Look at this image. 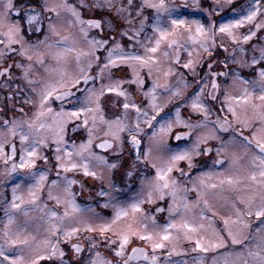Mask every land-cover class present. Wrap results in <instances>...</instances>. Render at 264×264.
<instances>
[{"label": "rangeland", "instance_id": "obj_1", "mask_svg": "<svg viewBox=\"0 0 264 264\" xmlns=\"http://www.w3.org/2000/svg\"><path fill=\"white\" fill-rule=\"evenodd\" d=\"M18 7L27 8L29 5L24 3V0H15ZM47 3L49 6L58 5L63 2L73 5L81 14L83 20L103 19L105 26L103 30L100 28H90L86 24L80 25L75 23V17L70 12L64 9H58L60 15L57 16L54 12H44L43 4ZM140 0H136L139 4ZM170 5H174L177 12L181 15V18H185L189 21L200 20L201 23L207 27L210 23L215 27H219L220 23H226L229 20L238 19L241 15L245 14V10L254 3V0H219L217 5L218 12H205L201 9L210 8L216 3V0H195L200 4V8L194 6V0H166ZM88 7L81 6V0H31V5L37 8V11L41 13L42 19L39 26L43 31H29L26 23L22 26V34L25 37V41L28 44L35 45L34 49L29 51V55L32 56L31 60H28L25 56L19 54L20 44H12L10 47L14 49L12 52H8L4 44H0V51L7 53L6 56L0 58V68L9 67L15 69L12 71L10 79L7 81L9 84L17 83L23 84L27 91L26 100L31 99L32 109L28 112L20 114L9 115V121H24L33 120L35 113L38 110V98L36 93L32 91L33 86L39 89V87L48 82L57 85L58 90H62L66 87H71L75 90L77 87L82 86L83 79L79 84H74L73 81L79 73L80 68L85 67L89 60H91V67L87 69L86 75L90 77L85 84L84 90L79 92L72 91L71 98H63L61 100L50 97V104L48 105L53 109L52 115H45L41 118L46 122V127L42 130L41 135L45 137L49 147L39 146V155L36 158L34 167L48 174L47 180L44 182L45 187L39 189V195L41 199L39 203L41 205H47L49 208H54L60 215H63L65 208L64 204L56 205L55 201L47 199V185L51 183V180L57 178V172L59 171L60 177L67 175L69 178L79 181L77 184L72 185L74 195L72 199L79 206V211L73 212L71 208H67L70 213V217L66 219L63 224V228L77 227L79 231L72 236L70 240L63 239L62 236L50 237V234L45 231L47 225L42 221H39L41 215L39 211H30L29 217V231H34L37 224L40 225L39 239L50 237L53 243L58 242L59 249L63 250L65 255L63 259L72 264L73 261L79 259L81 264H90L91 259L96 252H99L101 257L112 261V264H122L123 260L127 257L129 250L134 246H141L148 250L149 256L154 254L157 257V264H243V260L247 258V251L249 248L258 242V236L256 228L259 226L256 216L253 214L251 217L241 216L240 219L244 223L233 222L237 221V216L233 204L237 208L243 209L244 205L240 204L237 199L238 194L250 193V188H241L239 192L232 187L220 185V180L224 179L225 175L239 173L240 175H247L251 168V159L253 155V149L245 150L244 141L237 133L240 131L244 135L252 139L253 133L257 138L264 136V125L254 115V111L249 106L238 104L236 101L226 100L225 96L232 95L238 96L243 93L245 85L240 81H234L231 74L228 76H220L217 79L218 88L212 89L211 80L208 78L211 71L215 72H227L230 69L238 71L243 78L255 79V74L251 69L240 68L238 65L228 62L227 68L223 63L216 64L215 61L222 60L228 52H231L234 48H237V44L233 43L231 38L227 34L217 32L215 37L216 47L211 51L212 59L209 60V52L203 51L199 47V44L191 45L190 50H193L192 59L196 61L192 68L185 69L183 64L189 59L187 51L181 49L180 59L178 63H173L171 59L162 61L158 66H154L152 75L149 76L147 68H140L135 61H127L121 63L116 61L115 65H110L108 68H104L107 63L105 57L107 56V49L114 46V42H119L125 52L140 53L144 55L143 47L136 45L135 39L129 40L127 36L121 37L120 32L124 29H136L140 27L139 21H135L132 24L126 23L124 20L116 16V7H123L127 4V0H112L113 7L109 9L106 6V0H85ZM104 4V7H93L92 5ZM186 5V7H185ZM131 11V16H135V11ZM153 10H145V15L150 16ZM23 12L17 13L15 10L11 13V19L13 21L20 20ZM124 16H128L129 12L123 13ZM69 21L73 23L70 25ZM112 22V28L109 29L107 22ZM49 22L53 23L60 36H67L68 43L74 44V46L83 52L89 51V45L85 37L80 33V28L84 27L88 32L87 40L95 37L97 40L107 39L109 44L103 48H99L96 51L95 56L98 59L91 56H82L80 62L77 63L76 53H67L66 56L59 61L55 58L57 48H49L48 45L58 41L60 36L53 35L48 31ZM152 20H148L145 23L144 34L151 35ZM264 23V0L261 3V11L257 14V18L252 22H245L240 28H234L233 34L236 37H242L247 34L249 30L255 31L256 35L251 38L246 44L242 46L246 49V57L251 58L253 55V46H255L256 54L258 55L259 48L264 46V29H256V24ZM7 31V28H0V32ZM183 31V29H181ZM195 26H193V32ZM144 34L140 39L144 40ZM47 36V40H45ZM2 39V37H0ZM38 41H44L43 44L37 43ZM211 44V41H209ZM223 45V47L221 46ZM151 46V45H149ZM225 48L227 51H225ZM161 54L157 53L159 57ZM239 55V54H238ZM38 58L43 60V65L38 63ZM19 63L23 65L21 68H17L15 65ZM212 63L213 68L209 70L208 64ZM31 65V68H27ZM131 65H136V73L134 75ZM259 67V65H257ZM103 69V70H102ZM171 72L165 76L166 71ZM25 70H27V79L24 78ZM31 74L36 75L37 80L31 79ZM208 74V75H206ZM28 80L34 82V85H29ZM136 80L135 83L130 81ZM140 81H143L141 84ZM158 85L167 83L169 90L164 88H156L155 104L160 106L162 112L161 116L165 113V119L169 117L175 121L176 108H179L180 118L185 122L197 123L203 120V116L200 113L194 112L191 108L192 94L199 92L197 84L200 83L201 87H204V92L201 94V100L203 103L211 109V114L208 117L209 124L205 128L188 129L183 125H175L171 133L164 137V140L170 144L173 149L191 148L193 142L198 135H208L213 130L214 121L219 118L221 121L227 119V131L216 130L215 135L219 136L217 139H208L207 143L200 144V148H210L211 151L207 155L201 154L200 156H193V167H188V162L180 161L177 164L184 175H181V171H177L176 168L170 173V177L178 181V191L176 203L181 205L178 209L180 215L176 213L170 214L168 211L169 204L173 202V197L166 195L163 200L153 197V203H148L146 200L147 189L141 191L140 176L152 178L155 176V169L151 166V162L145 161L142 155L143 151L152 148L150 160L158 155H162L156 150V146L150 137L153 131H157L160 127L158 121H153L155 127H150L143 121L151 119L152 116L157 115L151 107V97L145 96L144 93L148 92L152 87L153 82ZM63 82L64 87H59V83ZM119 83L120 90L127 93V101L130 103H136L142 111L148 113L147 117L141 116L140 128L142 131L138 134V139H141V146L132 148L127 143L128 133H120L122 140L119 142L120 147H117V141L113 139L111 135H104V132L108 130L109 125L105 121H113L116 117L120 116L124 123L133 125L136 120V110L129 108L125 110L123 103L125 102L124 96H119L116 92L107 91L108 87H112ZM95 90L99 95L103 92V95H99V109H96V102L89 103L87 101L88 90ZM176 92L177 95L172 93ZM212 93L217 96V100H211L208 93ZM55 101V104L53 103ZM72 102L71 105H65V102ZM252 103L260 104L259 100L253 99ZM231 104L236 111V118H233L232 114L228 111V105ZM82 105L94 109V112H88L80 115L79 118H69L68 123L65 126V132L63 133L66 143L63 148L68 151H74L73 145L79 146L81 143H87L89 140V129L92 130V146L91 151L99 154L106 155L108 162L112 163L116 159V153L119 152L120 163L124 165V169L129 168L133 163H136V171H134L133 177H127L119 167L117 169L96 168L101 178L94 179L91 176L85 177L82 171L74 170L65 173L63 169H57L55 165L57 161L55 159L56 144L53 142L56 136V129L58 127L55 113L60 112L63 108L66 112L78 110ZM95 115L96 119L93 121L92 117ZM103 116V120L100 117ZM88 120V124H84V120ZM248 121V126H245L242 121ZM25 126V131H26ZM113 131L115 128L113 127ZM176 132H190L191 139L182 137L180 140L175 139ZM7 130L1 126L0 134H6ZM19 140V136L15 137ZM102 140H109L113 147L110 149H97L95 145ZM221 142H228L227 149L221 153V156L225 160H231L233 154L239 157L233 168L229 167L228 163H224V166L214 165V161L218 159L216 155V149L221 145ZM20 143V140H19ZM141 153V159L136 162L135 157L137 152ZM87 155V153H85ZM47 156L46 162L42 157ZM74 159L79 161L78 157ZM3 158H0V232L4 227V208L7 206V202L12 199V187L14 183H21L22 187L18 190L17 195L23 196L25 200H28L27 184L23 183L20 177H24V173L28 169L19 170L14 173V179L8 180L6 183L4 180L5 165L1 162ZM224 160V159H223ZM15 162H19L16 160ZM157 166H160L158 163ZM208 173L209 175H203ZM38 175V173H37ZM24 179H27L24 177ZM203 180V184L201 181ZM28 183H34L33 180H28ZM109 183L114 185L113 188H109ZM247 183H251L247 181ZM210 184H217L215 189L206 187ZM188 191H184V189ZM111 193V199L109 196L97 195L101 190ZM198 193L201 194L198 199ZM63 196V193H55ZM138 197L145 198V202L140 205L142 211L133 214L129 209V215L122 217L119 221L113 225L112 231L106 232L101 235L99 232V226L102 224L110 223L116 212V206H122L127 208L128 204ZM207 200V206L204 201ZM19 203V201H17ZM108 204V207H103L104 204ZM187 203L188 208L185 210L183 204ZM31 207L30 205L28 206ZM157 208H162V212H157ZM211 209V210H209ZM201 210L205 214V219H201ZM215 213V215H213ZM135 217V223L133 218ZM26 218L18 214V220L23 221ZM155 220L156 225H164L171 220H175L180 223L182 220H188L190 223L199 226L204 225L203 229H199L197 233H190L193 236V240L189 241L184 238L185 229H171L172 239L165 241V248L156 249L155 252L151 246V242L142 241L138 236H131L129 243L124 248V255L117 257L114 255V251L119 247V236L121 230H126L127 226L131 223L136 231H143L141 224L147 223L149 225V231L152 230V220ZM229 221L226 226L224 221ZM247 224V227H245ZM86 225H91L96 231H86ZM229 233L232 235L230 236ZM203 237L205 241L214 243L223 241V247L215 250H209L208 252L193 251L195 247V239ZM232 237L240 240L241 243L233 244ZM89 238H92L91 240ZM111 239L115 243L108 245L107 240ZM95 242L96 247L93 252H89V247ZM78 243L81 246L82 252L75 253L71 248V245ZM183 243L185 245H183ZM33 249L40 254H46L51 252L50 247L44 245L34 244ZM175 249V252L167 257L168 253ZM178 253V254H177ZM16 254H20L17 252ZM25 257V264H28L29 260L35 259L33 251L25 249L23 252ZM60 257L57 255L52 259H45L39 261L38 264H59ZM135 264H150L149 262H138Z\"/></svg>", "mask_w": 264, "mask_h": 264}, {"label": "snow or ice", "instance_id": "obj_2", "mask_svg": "<svg viewBox=\"0 0 264 264\" xmlns=\"http://www.w3.org/2000/svg\"><path fill=\"white\" fill-rule=\"evenodd\" d=\"M230 3L231 0H228ZM24 3L29 5L27 8L18 7L15 0H0V28H7V31L0 32V44H4L8 52L14 51L10 47L12 44H20L19 54L25 56L28 60L32 59V56L29 55V51L35 48V45L28 44L25 41V37L22 34V26L24 23L27 24L29 31L35 30L37 32L43 31L42 27L39 26L42 19L41 13L37 11V8L31 5V0H24ZM262 0H254L246 10L245 14L241 15L238 19L229 20L226 23H220L219 27H215L214 24L210 23L207 27L205 24L201 23L200 20H187L181 18V15L177 12V9L174 5H170L166 0H140L139 4L136 3V0H127V4L123 7H116L115 12L116 16L124 20L128 24H132L135 21H139L140 27L136 29H124L120 32L121 37L127 36L129 40L135 39L136 45L143 47L144 55L140 53H131L125 52L121 47L119 42H114L112 48L107 49V56L105 60L107 63L104 65V68H108L110 65H115L116 61L121 63L127 61H135L140 68H147L149 76L152 75V70L154 66H158L162 61L169 60L173 63H178L180 59L181 49L187 51L189 59L183 68L188 69L192 68L196 63L191 57L193 55V50H190V44L195 45L199 44V47L205 52H209L208 59H212L211 51L215 49V37L216 33L227 34L233 43L237 44V48H234L231 52H228L227 55L223 57L222 60H217L215 63L218 65L223 63L227 68L228 62L238 65L240 68H248L253 71L255 74V79H246L241 76V74L235 69H230L227 72H215L211 71L208 78L211 80L212 89L218 88L217 79L220 76L232 75L234 81H240L245 85L243 93L238 96L227 95L225 96L226 100L236 101L238 104L244 106L251 105L254 115L258 117L262 125H264V46L259 48L258 55L255 51V46H253V55L251 58H247L245 53L246 49L242 44H246L253 36L256 35L255 31L249 30L247 34L242 35V37H236L233 34L234 28L242 27L245 22H252L257 18V14L261 11ZM219 0H216V3L213 4L210 8L201 9L202 11L209 12H218L219 9L217 5ZM82 7H88L85 3V0H81ZM93 7H104V4L92 5ZM106 6L111 9L114 5L112 0H106ZM194 6L200 8V4L196 3L194 0ZM186 7V5H185ZM64 9L71 13L75 17V23L80 25H87L90 28H100L103 30L105 22L103 19H89L83 20L81 18L80 12L77 9L67 2H63L58 5L49 6L46 2L43 4L44 12H54L57 16L60 15L58 9ZM153 10L150 16L145 15V10ZM15 10L18 14L23 12L20 20L13 21L11 19V13ZM135 11V16H131V11ZM129 12L128 16H124L123 13ZM152 20L150 25L151 35L144 34L145 23L148 20ZM73 22L69 21L71 25ZM109 29L112 28V22H107ZM193 26H195V31L193 32ZM183 29V31H181ZM256 29H264V23L256 24ZM48 31L53 35L60 36V33L57 31L56 26L49 22ZM80 33L85 37L87 44L89 45V51L83 52L78 50L74 44L68 43L67 36H60L58 41H55L48 45L49 48H57L58 51L54 54L55 58L59 61L64 58L67 53L74 52L76 53L77 63L80 62L82 56H91L98 59L95 56L96 51L99 48H103L110 43L107 39L97 40L93 37L90 40H87L88 32L84 27L80 28ZM144 34V40L140 39L141 35ZM47 40V36H45ZM211 41V44L209 43ZM37 43L43 44L44 41H38ZM151 45V46H149ZM223 47V45H221ZM225 51L227 49L225 48ZM157 53L161 55L158 57ZM239 54V55H238ZM7 53L0 51V58L6 56ZM38 63L43 65V60L38 58ZM259 65V67H257ZM17 68L23 67V65L17 63L15 65ZM91 67V60L85 66L80 68L79 73L74 79V84H79L80 80L83 79L85 83L88 82L90 77L86 75V71ZM133 68L134 75L136 73V65H131ZM5 68L0 70V76L6 75L9 72V69ZM27 68H31V65H28ZM209 70L213 68V64H208ZM103 70V69H102ZM171 69L164 73L165 76L169 75ZM28 72L25 70L24 78L27 79ZM208 75V74H206ZM136 80L130 81V83H135ZM142 84L143 81H140ZM29 85H34V82L28 80ZM59 87H64L63 82L59 83ZM161 87L165 90H169V85L167 83L163 85H158L155 81L152 84V87L148 92L144 93L145 96L151 97V107L157 115L152 116L151 119H146L143 122L148 124L150 127H155L153 121H158L160 127L157 131H153L150 137L156 146V150L162 155H158L150 160L152 148L143 151L142 155L145 161L151 162V166L155 169V176L152 178L140 176L141 180V191L143 192L145 187L146 200L148 203H153V197L163 200L166 195L173 197V202L169 204L168 211L170 214L176 213L180 215L178 209L181 205L176 203L177 200V191H178V181L170 177L173 169L176 168L177 171H181L177 168V164L180 161H187L188 167H193V156H200L201 154L207 155L210 148H200V144L207 143L208 139H217L219 136L215 135L216 130L227 131V119L221 121L217 118L216 121L212 122L214 127L213 130L208 135H198L196 140L193 142L191 148H181L173 149L170 144H168L164 137L172 132L175 125H183V127L192 129L205 128L209 124L208 117L211 114V109L207 107L201 100V94L204 92V87L200 86V83L197 84L199 92L192 94L191 108L194 112L200 113L203 116V120L198 121L193 124L190 122H185L180 118L179 108H176V118L173 121L170 117L165 119V116L168 114L165 113L164 116H161L160 113L162 109L160 106L155 104L156 99V88ZM32 91L36 93L38 98V110L35 113V118L31 121H16L15 119L11 122L8 120L3 121L2 127L7 130V133L0 138V158H3L5 165V173L3 182L6 183L8 180H13V174L16 173L17 169L24 170L28 169L24 173V177H20L23 183L27 184V195L28 200H25L23 196L17 195L18 190L22 187L21 183H14L12 187V199L7 202V206L4 208V227L3 231L0 232V264H25V257L23 252L25 249L33 251L35 259L29 260L28 264H38L39 261L45 259H52L55 256L60 257L59 264H68L63 257L65 255L64 251L59 249L58 242L53 243L50 237H56L58 235L62 236L65 240H70L74 234L79 231L77 227L63 228V224L66 219L70 217V213L67 208H71L73 212L79 211V206L75 203V200L72 199L74 191L72 185L77 184L79 181L76 179L69 178L67 175L60 177L59 171L57 172V178L51 180V183L47 185V199L55 201L56 205L64 204L67 207L63 212V215H60L56 209L49 208L47 205H41L39 200L41 199L39 195V189L45 187V181L48 178V174L44 171L36 169L34 167L36 158L39 155V146L43 145L44 147H49L46 142L45 137L41 135V132L46 127L42 122H39L42 117L45 115H52L53 109L49 107L50 97L55 95L57 100H61L66 96L72 95L71 92H61L58 90L57 85L52 83H44L39 89L33 86ZM107 91L116 92L119 96L125 97V102L123 103V108L125 110L133 108L136 110V120L133 125L124 123V120L118 116L113 121H105L109 125L107 131L104 132V135H111L117 143V147H120V141L122 137L120 133L127 132V143L130 147L135 148L141 146V139H138V134L142 131L140 128L141 116L147 117L148 113L142 111L136 103H130L127 101V93L120 90L119 83L115 84L112 87H108ZM177 95L176 92L172 93ZM99 95H103L101 92ZM99 95L96 94L95 90H88L87 101L89 103L95 101L96 109H99ZM211 100H217L218 97L213 95L211 92L208 93ZM253 99L259 100L260 104L252 103ZM25 103H33L31 99L25 101ZM22 111V109H21ZM228 111L232 114L233 118H236L235 108L229 104ZM88 112H94V109L82 105L78 110L66 112L61 108L60 112L55 113V118L58 123L56 129V136L54 143L56 144L55 148V159L57 164L55 167L63 169L65 173L79 170L83 172L85 177L91 176L94 179H100L101 176L96 171V168H106L109 170L117 169L118 167L126 173L127 177H133L134 171H136V163H133L129 168L124 169V165L120 163L119 156L120 153L117 152L116 159L112 163L108 162L106 155H99L91 151L92 146V130L89 129V140L87 143H81L79 146L73 145L74 151H68L63 148V145L66 143L63 133L65 132V126L68 123L69 118H79L80 115ZM93 121L96 117L93 115ZM103 120V116L100 117ZM245 126H248V121H242ZM84 124H88V120H84ZM26 126V131H25ZM113 127L115 130L113 131ZM264 131V128H262ZM19 136L20 140V150H19V162L13 161V157L16 155L15 144L12 141L13 137ZM182 137H187L191 139L190 132H176L175 139L180 140ZM244 141L245 150L253 149L252 143L249 141L248 137L242 138ZM253 140H255L253 155L251 159V168L247 175H240L239 173L228 174L224 176V179L220 180V185L227 184L228 186L236 189L238 192L241 188H250L251 192L246 194H238L237 199L240 204L244 205L243 209L237 208L233 204L235 209L237 221L244 223L240 217L248 216L251 217L253 214L256 216L259 226L256 228V233L260 234L258 236V242L249 248L247 251V258L243 260V264H264V136L257 138L256 134L253 133ZM8 145L11 151L6 152L5 146ZM113 145L109 140H102L100 143L95 145L97 149H110ZM228 147V142H221V145L216 149L217 157L221 156V153L224 152ZM87 153V155H85ZM74 157H78L79 161L77 162ZM46 162L48 157H42ZM141 159V153L138 151L135 157L136 162H139ZM239 157L233 154L231 160H221L216 159L213 163L214 165L224 166V163H228L230 168H233L236 164V161ZM9 161H13L9 167ZM160 166H157V164ZM38 173V175H37ZM181 175L184 173L181 171ZM203 175H209L204 173ZM28 180H33L34 183H28ZM250 181L251 183H247ZM203 184V180L201 181ZM114 185L109 183V188H113ZM206 187L215 189L218 187L217 184H210ZM188 191V189H184ZM55 193H63V196ZM97 195L109 196L111 199V193L104 191L103 189L97 193ZM201 194L198 193V199ZM19 201V203L17 202ZM145 202V198L138 197L133 199L127 206V208L122 206H116V212L113 220L110 223L102 224L99 226V232L101 235H104L106 232L112 231L113 225L116 224L122 217H127L129 215V209L133 214L139 213L142 211L140 205ZM207 206V200L204 201ZM31 206L30 208L28 206ZM106 203L103 207H108ZM185 210H187V203L183 204ZM211 210V209H209ZM30 211H39V221H42L47 225L45 231L50 234V237H45L39 239L40 225L37 224L34 231H29V217ZM157 212H162V208H157ZM18 214L22 215L26 219L23 221L18 220ZM215 215V213H213ZM201 219H205V214L201 210ZM135 223V217L133 218ZM225 225L227 226L229 221L225 219ZM141 227L143 231H136L133 228V224H129L126 230H121L118 234L119 236V247L114 251V255L117 257H122L124 255V248L129 243L131 236H138L140 240L151 242L153 251L156 249L165 248V241H170L172 239L171 229H185L184 238L186 240L192 241L193 236L190 233H197L199 229H203L204 225L200 224L199 226L190 223L188 220H182L180 223H177L175 220L164 225H156L155 220H152V230L149 231V225L147 223H142ZM247 227V224H245ZM86 231L92 232L97 229L93 228L91 225H86ZM231 236L232 234L229 233ZM90 240L92 238H89ZM108 245L115 243L111 239L107 240ZM195 247L193 251L208 252L209 250H215L217 248L223 247V241L220 240L218 243L205 241L203 237H198L194 241ZM233 244L241 243L240 240L232 237ZM44 245L45 247H50L51 252L46 254H40L39 252L33 249V245ZM96 247L95 242L89 247V252H93ZM71 248L75 253H81L82 249L80 244L74 243L71 245ZM19 252L20 254H16ZM175 252V249L170 251L168 255H172ZM178 254V253H177ZM143 256L146 260L149 259L143 249L133 248L132 253L129 255L128 260L124 264H131V261L138 259ZM72 264H81L79 259L72 262ZM90 264H112V261H108L101 257L99 252H96L93 258L90 261ZM150 264H157V257L153 254L150 258Z\"/></svg>", "mask_w": 264, "mask_h": 264}, {"label": "flooded vegetation", "instance_id": "obj_3", "mask_svg": "<svg viewBox=\"0 0 264 264\" xmlns=\"http://www.w3.org/2000/svg\"><path fill=\"white\" fill-rule=\"evenodd\" d=\"M6 68H8V67H6ZM3 69H5V68L4 67L0 68V70H3ZM12 71L15 72V69L11 67L9 69V72L6 75L0 76V123H1V126L3 125L4 120L9 121V115L11 113L20 114V113H23L26 111L28 112L29 110L32 109L31 104H29V105L25 104L26 95H27V91L25 89V86L23 84H17V83L9 84V83H7V81H9L10 79L12 80V76H11ZM31 79L37 80L36 75L31 74ZM85 84L86 83L83 80L82 86L77 87L75 90H73L71 87H69V88L66 87L60 91L61 92H71V93H72V91H74L77 93L80 90H84ZM52 97L54 99H56L55 95H53ZM65 98H71V95L66 96ZM53 103L55 104V101H53ZM71 103L72 102L67 101V102H65V105L69 106V105H71ZM21 109H22V111H21ZM39 122H42L46 125V122L44 120H40ZM237 133L240 135L241 138L248 137V136L244 135L243 133H241L240 131H237ZM3 135L4 134H0V138H2ZM249 140H250V138H249ZM12 141L15 144V148H16V155L13 157V161H16L19 158L20 143H19V140L16 139L15 137L12 138ZM250 142L252 143V145L254 147L255 143H253L251 140H250ZM5 151L6 152L11 151V149L9 148L8 145L5 146ZM218 159H221V160L224 159L225 160V158L222 156H219ZM13 161H9V165H8L9 167L11 166ZM1 162L4 163V160H1ZM19 170L20 169H17L16 172H18ZM183 245H185V244L183 243ZM134 246H137V245H134ZM147 256L150 259L148 250H147ZM167 257H171V256L167 255ZM138 262H149L150 263V260H139V261L134 262L133 264L138 263Z\"/></svg>", "mask_w": 264, "mask_h": 264}, {"label": "water", "instance_id": "obj_4", "mask_svg": "<svg viewBox=\"0 0 264 264\" xmlns=\"http://www.w3.org/2000/svg\"><path fill=\"white\" fill-rule=\"evenodd\" d=\"M250 141V140H249ZM255 145V144H254ZM133 248H140V249H143L144 250V252L146 253V255H147V250H146V248H144V247H141V246H133L130 250H129V252H128V254H127V257L123 260V264H124V262L126 261V260H128V257H129V255L132 253V249ZM148 257V256H147ZM149 258V257H148ZM139 260H146L143 256H141V257H139L138 259H134L133 261H131V264H133L134 262H136V261H139ZM147 260H150V259H147Z\"/></svg>", "mask_w": 264, "mask_h": 264}]
</instances>
